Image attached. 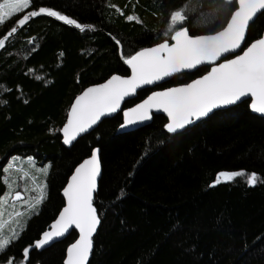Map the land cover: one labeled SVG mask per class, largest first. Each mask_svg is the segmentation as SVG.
Segmentation results:
<instances>
[{
    "label": "trees",
    "instance_id": "obj_1",
    "mask_svg": "<svg viewBox=\"0 0 264 264\" xmlns=\"http://www.w3.org/2000/svg\"><path fill=\"white\" fill-rule=\"evenodd\" d=\"M187 2L30 0L24 11L5 16L0 38L41 7L94 29L81 31L41 14L0 48V197L11 157L49 164L44 199L19 238L0 253V264L10 257L20 264L23 250L64 205L61 191L73 169L94 148L102 172L92 202L100 223L87 264H264V117L249 110V101L217 110L175 134L165 130L161 115L143 128L117 134L120 111L69 148L61 143L59 130L74 97L114 73L127 75L123 59L169 40L174 34L165 35L170 13ZM193 7L181 25L191 35L220 30L234 10L223 0H193ZM263 31L264 12L250 25L245 46ZM208 69L184 73L157 88L186 84ZM151 91H139L123 108ZM222 171L255 172L262 182L250 186L238 177L210 186ZM76 237L72 232L45 249L32 247L26 264H64Z\"/></svg>",
    "mask_w": 264,
    "mask_h": 264
},
{
    "label": "snow or ice",
    "instance_id": "obj_2",
    "mask_svg": "<svg viewBox=\"0 0 264 264\" xmlns=\"http://www.w3.org/2000/svg\"><path fill=\"white\" fill-rule=\"evenodd\" d=\"M223 3L234 6V10L230 13L226 27L214 35L191 36L189 29L181 26L187 21L189 13L195 10L193 0H188L181 8L172 11L165 35L174 32L171 39L175 43L169 45L165 40L155 47L145 48L128 56L125 63L131 66V76L114 75L105 84L88 88L72 106L68 122L62 129L64 142L70 144L76 135L87 131L101 117L117 112L121 102L131 97L141 86L153 84L185 70H194L198 65L217 61L223 54L240 48L245 40V33L257 14L264 12V0H223ZM29 5L30 0H5L0 4V26L6 23V15L11 18L24 11ZM41 14L56 17L81 31L94 29L92 25H82L55 10L41 7L23 15L17 21V25L0 38V48H3L5 42L30 18ZM127 18L134 19L132 16ZM245 97L251 98L253 111L264 113V36L248 46L242 55H236L234 59H225L224 62L216 64L207 75L190 84L154 92L143 103L124 111L125 120L120 127H131L149 120L151 118L149 110L155 107L167 113L169 123L165 125V128L168 133L175 134L186 126L207 117L213 110L236 104ZM98 151L94 150L91 158L84 160L76 168L71 182L64 189L67 206L51 225V230L45 231L41 239L23 250V259L20 264H26L32 247L39 249L51 244L72 226L79 229L80 236L67 249L65 264H86L93 249L92 235L100 223L97 210L92 203V193L100 171ZM11 167L10 164L8 168ZM238 177H244L250 186L262 182L255 172L249 174L245 171H222L218 173L216 180L210 186L234 181ZM42 191L41 189V194L34 197L36 202L31 205L29 211L34 212L37 205L44 199ZM21 198L22 193L15 192L14 199ZM2 200L3 197H0V201ZM22 215L23 213H17L18 217ZM11 232V236H5L3 227L0 225V253L7 250L13 242V237L19 238L16 236L15 229ZM7 264H15V258L10 257Z\"/></svg>",
    "mask_w": 264,
    "mask_h": 264
},
{
    "label": "water",
    "instance_id": "obj_3",
    "mask_svg": "<svg viewBox=\"0 0 264 264\" xmlns=\"http://www.w3.org/2000/svg\"><path fill=\"white\" fill-rule=\"evenodd\" d=\"M260 14H261V13L257 14L256 18H257ZM256 18H255V19H256ZM229 19H230V18H229ZM254 21H255V20H254ZM226 24H227V23H226ZM226 24H225L224 27H226ZM224 27H223V28H224ZM223 28H221V29L218 30V31H221ZM218 31H216V32H218ZM216 32L209 33V34H199V35H191V34H189V35H191V36L214 35ZM247 32H248V30H247L246 33H245V40L241 43V47L238 48V49H236L234 52L223 54V55L221 56V58L218 59L217 61H213V62H205V63H203V64H201V65H198L197 68L194 69V70H185V71H182V72H180V73L173 74V75H171V76L165 77L164 79H161V80H159V81H156V82H154L153 84H149V85H143V86H141V87L136 91V93H134L131 97H127V98H125V100H123V101L121 102L120 108L117 110V112L112 113V114H109V115H106V116H104V117H101V119H100L95 125H93L91 128H89L87 131H85V132H83V133H80V134L76 135V138H75L70 144H66V143L64 142V133H63L62 129L64 128V126H65V125L67 124V122H68V119H69V116H70V112H71L72 106H73V104L75 103L76 99H77L78 97H80V96H81V95H82V94H83L88 88H90V87H95V86L102 85V84H105V83H106L109 79H111V77L114 76V75H116V76H120V77H128V76H131V75H132L131 66L128 65L127 63H125V60H126V59H123V63H124V65L129 69V73H128L127 75H121V74L114 73V74L110 75L107 79H105V80L102 81V82H99V83H96V84H92V85L87 86V87L84 88L79 94H77V95L74 97V99L72 100V102H71V104H70V107H69V109H68L67 116H66V121H65V123L62 125V127H61V129H60V131H59V133H60V135H61V137H62V141H61L62 145L65 146L66 148H69V147H70L72 144H74L79 138H81L82 136H84V135L90 133L92 130H94V129L98 126V124H99L103 119L111 118V117H113L114 115H116V114H117L118 112H120V111L122 112V123H121V124L118 126V128L116 129V133H117V134H121V133L129 132V131H133V130H136V129H139V128H143V127L149 125V124L151 123L153 117H154V116H157V115L164 116V117L166 118V120H167L166 124L169 123V117L167 116V113L164 112L163 109L157 110L155 107H153V108H151V109L149 110V115L151 116V118H150L149 120H147V121H145V122H143V123H140V124H137V125L131 126V127H126V128H121V127H120V126L124 123V120H125V117H124V111H126V110H128V109H130V108L135 107V105H137V104L143 103V101H145V100H146L149 96H151L154 92H162V91H166V90H168V89H170V88H177V87H182V86H184V85H186V84H190L192 81H194V80H196V79H199V78H201L202 76L207 75V74L211 71L212 67L216 66V64L224 62L225 59H227V60L234 59L236 55H242L243 52L247 49L248 46H250L254 41L260 39L262 36H264V31H263L261 37H259L258 39L252 41L251 43H249L248 45L245 46ZM173 35H174V34H173ZM163 42H164V41H162V42H160V43H163ZM167 42L169 43V45L175 43V41L172 40L171 37H170L169 40H167ZM160 43H157V44H160ZM157 44L152 45V46H149V47H146V48H152V47H155ZM143 49H145V48H142V49H140V50H138V51H141V50H143ZM138 51H137V52H138ZM135 53H136V52H135ZM135 53H134V54H135ZM134 54H133V55H134ZM204 66H208V67H209L208 71H207L206 73H204L203 75L194 78L193 80H191L190 82H188V83H186V84H178V85H173V86H166V87H163V88H157L158 86H162V85L168 83V82L171 81L174 77L180 76V75H182V74H184V73L195 72L196 70H198L199 68L204 67ZM143 89H152V91L149 92V94H148L144 99H142L141 101H139V102L133 104L132 106H129V107H125V108H123L124 104H125L127 101L133 100V99L136 97L137 93H138L139 91L143 90ZM245 101H249V104H248V106H249V110H250L253 114H255V115H257V116H260V117H264V113H258V112L253 111V109L251 108V98H250V97H245V98H243L240 102H237L236 104L228 105V106H223V107H220V108H218V109H215V110H213V112H215V111H217V110H222V109H226V108H229V107H233V106L239 105V104H241L242 102H245ZM213 112H212V113H213ZM212 113H210V114H212ZM210 114H209V115H210ZM209 115H208V116H209ZM205 118H206V117H205ZM203 119H204V118H203ZM203 119H201V120H203ZM201 120H198V121H196L195 123H197V122H199V121H201ZM195 123H193V124H195ZM166 124H165V125H166ZM165 130H166V128H165ZM166 131H167V130H166ZM94 150H99V149H98V148H94V149L92 150V152H91V155H90L89 157L85 158L84 160H86V159H90L91 156H92V154H93V151H94ZM97 155H98V160H99V165H100V171H99V175L97 176V179H96V187H95V190H94V192L92 193V197H93V198H94V196H95V193L97 192L98 184H99V180H100L101 172H102V170H101V162H100V158H99V151H98ZM84 160H82V161H81V162H80V163L74 168L72 174L69 176V178H68V180H67L65 186L63 187V189H62V191H61V195H62V197H63V199H64V205H63V207L61 208V210H60V212L58 213V215L56 216V218L50 223L49 228H48V230H46V231H50V230H51V225H52V224H53V223L59 218V215H60L61 211L67 206V197L64 195V189H65V188L68 186V184L71 182V177L75 174V170H76V168L79 167V165L82 164ZM221 179L223 180V178H221ZM92 201H93V199H92ZM92 203H93V202H92ZM93 207H94V205H93ZM94 208H95V207H94ZM97 227H98V226H97ZM96 230H97V229H96ZM44 232H45V231H44ZM44 232H43V233H44ZM72 232H76L77 237H76V239H75L71 244L68 245V247H67V249H68V248H69V247H70V246H71V245H72L77 239H79V236H80L79 229L75 228L74 226H72L71 228H69L68 231L65 232V234H64L62 237H59V238L55 239L51 244H49V245H47V246H44V247H42V248H39L38 250L45 249V248L51 246V245L54 244V243H57V242L63 241V240H64L65 238H67ZM43 233H42V234H43ZM95 233H96V231L93 233L92 238H93V236L95 235ZM42 234H41V236H40L39 239L42 238ZM67 249H66V253H65L64 264H65V261H66V258H67ZM89 257H90V255H89ZM89 257H88V260H89ZM88 260H87V262H88ZM87 262H86V264H87Z\"/></svg>",
    "mask_w": 264,
    "mask_h": 264
},
{
    "label": "rangeland",
    "instance_id": "obj_4",
    "mask_svg": "<svg viewBox=\"0 0 264 264\" xmlns=\"http://www.w3.org/2000/svg\"><path fill=\"white\" fill-rule=\"evenodd\" d=\"M4 2L5 0H0V4ZM7 18H5V21ZM3 26L1 27L3 28ZM10 164L12 167L9 169ZM6 169H8V171H5L7 188L0 205V225L3 227L4 234L7 231L5 236H11L12 229H15L16 236H18L17 234L22 230L27 219L37 211V208L34 212L29 211V209L36 202L34 197L41 194V189L43 190L42 194L44 192L49 164L39 166L34 163L30 156H13L9 159ZM16 172H18L17 175H12L10 180L9 174ZM17 191L22 193L20 200L14 199ZM17 213H23V215L18 217ZM15 239L13 237V240Z\"/></svg>",
    "mask_w": 264,
    "mask_h": 264
},
{
    "label": "bare ground",
    "instance_id": "obj_5",
    "mask_svg": "<svg viewBox=\"0 0 264 264\" xmlns=\"http://www.w3.org/2000/svg\"><path fill=\"white\" fill-rule=\"evenodd\" d=\"M61 127H62V126H61ZM60 129H61V128H60ZM59 131H60V130H59ZM59 135H60V133H59ZM60 139H61V141H62V137H61V135H60ZM88 157H89V156H88ZM86 158H87V157H86ZM83 160H84V159H83ZM73 170H74V169H73ZM72 172H73V171H72ZM71 174H72V173H71ZM71 174H70V175H71ZM9 176H12V173H10ZM62 207H63V206H62ZM60 210H61V209H60ZM59 212H60V211H59ZM59 212H58V213H59ZM57 215H58V214H57ZM55 218H56V217H55ZM55 218H54V219H55ZM48 228H49V227H48ZM48 228H47L46 230H48ZM46 230H45V231H46ZM43 232H44V231H43ZM43 232H42V233H43ZM42 233H41V234H42ZM41 234H40V236H41ZM40 236H39V238H40ZM39 238H38L37 240H39ZM37 240H36V241H37ZM34 243H35V242H34ZM34 243H33V245H34Z\"/></svg>",
    "mask_w": 264,
    "mask_h": 264
}]
</instances>
